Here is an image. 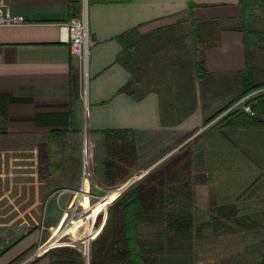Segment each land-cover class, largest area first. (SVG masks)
<instances>
[{"label": "crops", "instance_id": "1", "mask_svg": "<svg viewBox=\"0 0 264 264\" xmlns=\"http://www.w3.org/2000/svg\"><path fill=\"white\" fill-rule=\"evenodd\" d=\"M6 1L24 20L0 25V264H18L36 246L50 243L62 228L64 210L75 206L77 190L96 199L101 189L120 185L123 176H113L108 165L116 164L112 148L124 137L129 148L134 139L137 149L136 168L119 163L133 170L128 179L173 149L158 170L173 163L175 172L188 162L190 176L206 169L226 171L223 164L232 149L242 163L252 154L258 162L254 170L264 172V124L214 128L220 117L204 123L245 95L247 86H264V18L257 14L264 11V0L254 5L256 17L248 21L241 0ZM86 2L87 82L59 26L78 17ZM246 28L253 36L246 38ZM153 57L158 69L141 75L140 86L149 91L138 99L122 88L138 82L134 73ZM254 92L255 100L264 87ZM86 141L90 160L92 155L97 160L90 176L84 173ZM216 146L222 152L215 151L218 160L212 164L204 157ZM195 159L204 160L206 168H192ZM249 181L241 187H264V179ZM189 184L193 197L198 186L229 185L202 179ZM216 203L210 217L228 219L234 203ZM48 251L30 264H52Z\"/></svg>", "mask_w": 264, "mask_h": 264}, {"label": "trees", "instance_id": "2", "mask_svg": "<svg viewBox=\"0 0 264 264\" xmlns=\"http://www.w3.org/2000/svg\"><path fill=\"white\" fill-rule=\"evenodd\" d=\"M260 2L261 0H241L246 21L255 18L253 7ZM261 3L264 5V1ZM244 33L246 38L253 34L248 28L245 29ZM250 40L253 42L254 38ZM200 58L201 55L198 51L196 61L198 68L202 65ZM151 62L148 60L144 69L134 73V79L136 78L138 82H134L133 86L128 83L122 89L130 90L138 99L142 98L149 91V88L142 89L140 86L141 75L147 74V71L150 72L151 69H158L154 57ZM205 72L203 69L202 73ZM139 74L140 78H137L136 75ZM256 86H247L243 93H249ZM255 100H258L257 104H253L256 115L251 116L241 109H236L219 118L213 127L218 129L260 127L264 124V94ZM255 100L251 99L250 102L253 103ZM229 107L230 105L219 109L204 123L208 124ZM190 111L191 109H186V112ZM126 142L125 137L115 142L112 152L116 155L117 161L116 164L111 161L108 165L110 169L108 172L112 173L113 176H123L118 181L120 184L128 180L133 170L124 169L119 163L127 162L135 165V168L138 165L134 139L133 147L129 148L128 141ZM111 164L114 166L111 167ZM172 165L173 163H169L159 170L146 173L142 180L131 184L129 189L123 191L112 202L105 227L98 238L93 241L90 264H196L197 240L202 238L207 228L212 227L213 234L220 235L238 230L250 231L259 225L256 220L243 215L242 223L249 222L252 225L241 226V228L234 227L230 221L235 220L237 224L239 223L236 220L238 214H236L234 205H230L229 211H234V213L230 212L228 219L210 217L208 220L199 223L197 217L191 213V208L185 206L186 203H181L182 199L188 200L193 197L192 187L189 184L191 177L187 172L188 162L185 167L176 168L175 172L171 170ZM150 221L159 225L158 235L151 239L143 237L140 233L141 224ZM256 245L247 246L246 252L254 250ZM48 253L52 264H84L82 253L72 246L55 247L50 249ZM260 258V261L253 264H264V253L261 254Z\"/></svg>", "mask_w": 264, "mask_h": 264}, {"label": "rangeland", "instance_id": "3", "mask_svg": "<svg viewBox=\"0 0 264 264\" xmlns=\"http://www.w3.org/2000/svg\"><path fill=\"white\" fill-rule=\"evenodd\" d=\"M257 14H259V17L264 18V11L259 12ZM251 43L252 45L254 44L253 42ZM239 98L240 97L237 96L235 99L232 100V102L230 101L228 105L231 106ZM222 115H223V112L216 118L218 117L221 118ZM217 147L218 146L215 147V150L212 153H208L207 158L206 156L204 157L206 161L209 162V160H211V163L214 164L216 159L218 160V156H213V155L216 152H219V153L222 152V150L221 148L217 150L216 149ZM177 149L178 148H176V151ZM85 150L86 152L90 150V144L88 143V141H86ZM174 150L175 149L166 151V153H164L165 155L161 157L160 162L157 163L158 162L157 161L156 163H154V165H152L154 167H152L149 170V172H152L154 170L156 171L159 165L161 166L162 164H164L165 161L170 160L171 155ZM228 151L230 153L229 154L230 160L227 161L226 159L223 164L224 167L228 168L226 171H212L210 169H206L207 171H204V172L192 171V174L190 177L193 181H200V179L204 181L209 180V183H211V185H220L219 182L224 183L228 181L229 185L223 184V187L210 186L209 188L198 186V189L195 188V196L193 197L195 208L194 210L193 209L191 210V213L194 212L193 215L197 217L199 223L204 222L205 220H208V218H210V215L214 216L213 212L211 214L212 209H213L212 211H215L214 210L215 207H212L214 203L217 202L216 204H218L221 201L223 202L227 201L230 203H234L235 207L236 206L239 207L238 209H236V214H238L237 218L235 215H233V217L236 218V220H238L239 223L237 224L235 220L230 221L232 222L234 227L241 228V226L247 227L248 225H252V224H249V222H247L246 224L242 223V221L244 220L243 215L256 220L257 222H259V225H257L255 229L250 230V231L249 230L248 231L238 230L236 232H231L226 235H214L212 232V227L207 228L204 231L202 238H199L197 240V244H196L197 264H253L254 262L260 261L261 254L264 253V187H257V186L255 187L256 184H252L249 187H241L240 185L241 183H244V182H250L249 180H254L255 178H257L258 180L264 179V172L261 173V171H259L258 169L254 170V167L257 168L258 166L257 164L258 162L256 163L252 159V154H247L245 156L246 163H242V162H239V158H240L239 155L241 154H239L236 151H233L232 149H228ZM95 156L96 155H92L91 160H90L92 168L96 166L95 162H97V160L95 159ZM182 158L186 160L188 158V155L186 154V156H183ZM203 163L205 164L204 160L195 159L193 161L192 168H194L197 171L199 169H205L206 164L204 165ZM145 171H147V168L140 172L138 171V173L134 174L128 180H132L133 178H137L135 182L142 180L144 175H146L144 174ZM122 184H120L121 186L118 185L119 187H115L110 193L108 192L109 190L108 187L101 189L103 191L102 192L103 194L101 193L100 195H98V197H105L108 195L107 196V199H108L107 200L108 201L107 218H106L105 224L107 222L108 215H109V207L112 204V202L118 197L117 196L118 192L124 186ZM95 185L97 186V184ZM116 188H119V189H116ZM217 192H221V195H216ZM217 196L220 197L221 199H216ZM181 203H186L185 206L186 205L189 206L188 200L182 199ZM104 205H105L104 201L98 202L93 207L94 208L93 215H95L98 212L104 211L105 209ZM176 205L179 206V204H176ZM170 214L172 215L173 213H170ZM103 218L104 217H101L98 220L97 227L100 226V224L103 222ZM85 219L86 218H82V220L76 221L71 227H68V229L70 228L69 231L66 228L68 233L63 234V236L64 237L71 236L69 237L71 239L75 237L76 239H83L81 237L82 235H85V237L86 235L87 236L91 235L94 231H92L90 227L84 226V224H82L83 222L84 223L86 222ZM63 222H65V225H70L68 219ZM63 222L60 224L58 228L62 226ZM42 223H44V221H40V225ZM104 227L105 225H103V229ZM32 228L34 227L30 225L28 229H32ZM58 231L59 230H57L56 232ZM158 231H159V225L156 222L150 221L148 223L141 224L140 226V233L143 237H146V238L151 239L152 237L157 236ZM56 232L54 233L56 234ZM99 232L100 231H96V234L94 235L99 236L100 235ZM98 236L95 239H97ZM64 239H67V238H64ZM58 240L55 243H53L50 247H53L55 244H57L59 242ZM93 241L94 240H92L90 243L91 256H92ZM251 244H255V245L257 244L256 248L254 250H251V251L249 250L248 252H246L247 246ZM39 247L40 245L36 246L35 249L33 250L36 251ZM32 252L27 254L24 258L30 256ZM236 254H237V257H235ZM226 261H228V263H226Z\"/></svg>", "mask_w": 264, "mask_h": 264}, {"label": "built area", "instance_id": "4", "mask_svg": "<svg viewBox=\"0 0 264 264\" xmlns=\"http://www.w3.org/2000/svg\"><path fill=\"white\" fill-rule=\"evenodd\" d=\"M23 16L20 15H13L10 11V6L7 3L6 0H0V25H13L17 23L23 22ZM60 26V33H61V40L70 46L71 54L75 57H77L80 62L82 69L84 71L85 77L88 69L89 64V58H90V32H89V24H88V9H87V2L84 3L83 9L81 11V14L78 17L71 18L67 21H62L59 23ZM259 87V88H263ZM257 88V89H259ZM254 89L250 91L249 93H246L237 101H235L227 110H225L223 113L226 114L230 112L233 109H241L242 111L246 112L247 114L254 116L256 115L255 109L253 108V104L250 102L251 97L254 95V91L257 90ZM84 160H85V166H84V173L85 176L91 175V162L90 157L86 153H84ZM113 188H109L108 192L110 193ZM125 191V190H124ZM77 201L75 206H73L70 209H65L63 212L64 215V221L68 219L70 225L72 222L76 219L80 220L81 218H86L84 226H88L94 231L91 235H82L81 237L83 239H76L69 238L71 236L67 237H60L59 242L55 245L60 246H72L77 248L83 255L84 264H90L91 261V250H90V243L92 240H95L97 237L96 231H100L101 233L103 229V225H105V221L107 218V205H108V199L107 196L105 197H98L97 200L95 199L94 195L85 192L83 188L77 190ZM122 193L120 190L118 192L119 196ZM105 201V209L104 211H101L93 215L94 206L100 202ZM103 218V222L100 224V226L97 227L98 220ZM62 226L66 228L69 225H65V222H63ZM61 226V227H62ZM60 227V228H61ZM67 238V239H64ZM67 240V241H66ZM79 244V245H78ZM45 245V244H44ZM44 245L40 246L36 251L32 252V254L24 259H22L18 264H30L34 260H36L38 257H40L45 251H41L42 247ZM59 247V246H58Z\"/></svg>", "mask_w": 264, "mask_h": 264}, {"label": "bare ground", "instance_id": "5", "mask_svg": "<svg viewBox=\"0 0 264 264\" xmlns=\"http://www.w3.org/2000/svg\"><path fill=\"white\" fill-rule=\"evenodd\" d=\"M87 74V73H86ZM86 82H87V76H86ZM123 187H125V185L123 186ZM122 187V188H123ZM101 202V201H100ZM108 203V202H107ZM104 204H106V202L104 201ZM105 206V205H104ZM106 207V206H105ZM101 213V212H100ZM80 220H82V218L80 219ZM76 221H78V219H76V220H74L73 222H72V224L71 225H69V226H67L66 228H67V230L69 231V229H68V227H71ZM66 228H64V227H62L61 228V230L59 231V232H57L55 235H54V238H53V240L52 241H50V243H48L41 251H45L47 248H49L53 243H55L57 240H58V238H60L61 236H63V234H65V233H68V231L66 230ZM96 236H98V235H96Z\"/></svg>", "mask_w": 264, "mask_h": 264}, {"label": "water", "instance_id": "6", "mask_svg": "<svg viewBox=\"0 0 264 264\" xmlns=\"http://www.w3.org/2000/svg\"><path fill=\"white\" fill-rule=\"evenodd\" d=\"M152 167H154V166H152ZM152 167H151V168H152ZM151 168H150V169H151ZM150 169H147V171L144 172V174H146ZM144 174H143V175H144ZM143 175H142V176H143ZM142 176H141V177H142ZM141 177H140V178H141ZM136 180H137V178H133L132 180H128V181H126V182L124 183V184H126V185H125V187H123V188L121 189V191H124L125 189H127V188H128L131 184H133ZM122 185H123V184H122ZM120 186H121V185H120ZM117 187H119V186H117ZM58 246H60V245H54L53 247H49V249H47V250H50V249L55 248V247H58Z\"/></svg>", "mask_w": 264, "mask_h": 264}]
</instances>
